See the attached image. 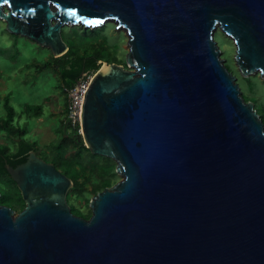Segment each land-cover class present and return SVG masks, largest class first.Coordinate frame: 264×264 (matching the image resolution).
Segmentation results:
<instances>
[{
    "label": "water",
    "instance_id": "1",
    "mask_svg": "<svg viewBox=\"0 0 264 264\" xmlns=\"http://www.w3.org/2000/svg\"><path fill=\"white\" fill-rule=\"evenodd\" d=\"M0 20L54 57L64 25L128 37L126 67L98 60L76 134L120 179L84 218L35 150L5 161L25 205L0 204V264H264V123L214 39L264 79V0H0Z\"/></svg>",
    "mask_w": 264,
    "mask_h": 264
},
{
    "label": "rangeland",
    "instance_id": "2",
    "mask_svg": "<svg viewBox=\"0 0 264 264\" xmlns=\"http://www.w3.org/2000/svg\"><path fill=\"white\" fill-rule=\"evenodd\" d=\"M61 35L74 54H97L103 59H110L113 56L125 59L128 51V37L123 29L116 27V23L113 21H107L103 25L87 31H84L80 25H64ZM214 39L221 50L224 63L229 64L231 72L234 71L236 76L238 71L234 59L235 45L232 39L218 27L214 31ZM50 56L52 54L46 46L23 35L8 32L5 29V22L0 20V100L2 102L5 97L9 99V105L15 110L14 125L26 131L24 139L34 140L37 143L35 150L38 156L49 162L58 153L65 157L69 156L67 147L73 145L71 139L62 137L64 134L61 136L59 122L60 116L63 117L62 109L65 99L59 75L53 68L45 69L42 72H37L36 69L35 62H43ZM240 76L249 79L240 78L239 80L243 94L251 97L257 110H260L259 106L264 109V79L258 72L248 76L240 74ZM26 104L39 105L41 115L29 117L24 113ZM261 114H263L262 111ZM37 120L39 122L36 125ZM47 121L52 123L51 127ZM35 127L42 129L39 135L36 133ZM70 131L75 133L73 128H70ZM62 138L65 142H62V148H58ZM17 139V137H7L3 132L0 133V144L7 145L10 150L17 148ZM45 148H48L49 151H42ZM84 158L86 161L89 160L88 155H84ZM97 159L101 164L106 161L104 157H97ZM69 175L72 176V174ZM119 179L120 176L116 174L113 182H117ZM0 192L2 194L0 204L19 203L15 190L7 178L1 180ZM67 203L69 206H73L77 212L78 210L82 212L89 210V207L83 204V198L78 193L68 194Z\"/></svg>",
    "mask_w": 264,
    "mask_h": 264
},
{
    "label": "trees",
    "instance_id": "3",
    "mask_svg": "<svg viewBox=\"0 0 264 264\" xmlns=\"http://www.w3.org/2000/svg\"><path fill=\"white\" fill-rule=\"evenodd\" d=\"M83 29L84 31H87L93 30L94 28ZM98 60L116 62L126 67L125 59H118L116 56H113L110 59H103L97 54H74V51L70 47H68V50L61 56H50L45 61L35 62V64L37 72H42L48 68L55 69L59 75L62 87L66 88L72 87L77 82L82 73L95 72L100 67ZM225 65L228 70L231 71L229 64L225 63ZM236 74V82L238 84H240V78L249 80L248 78L241 77L239 72ZM241 94L245 100H252L249 95L245 96L242 90ZM259 108L264 114V109L261 106H259ZM24 110V112L29 116L38 117L41 115V107L39 105L31 106L26 104ZM260 110H257V112L260 113L259 115L264 123V115L261 114ZM14 117L15 110L11 105H9V99L5 97L2 102L0 100V133L3 132L7 137L18 138L16 141L18 146L15 150H10L7 145L0 144V182L4 178H7V180L10 181L19 201V203L13 205V207L20 209L23 206V200L21 199L19 189L17 188L15 181L10 177L7 170L5 169L4 162L6 161L12 166L24 162L28 152L30 150H35L37 143L35 141L30 142L29 140L24 139L26 131L14 125ZM74 132L77 133V130L75 129ZM62 142H65L63 138L60 140L58 148L63 147ZM71 142L73 144L72 147H67L69 156L65 157L58 153L54 158H52V162L54 163L55 167L60 170L62 169L61 171L71 178L73 185L71 191H69L68 194L78 193L79 196H82L83 198V204L88 206L89 200L93 195L102 190L104 187L111 186L115 183V181L113 182L116 175L115 162L109 157L91 153L90 150L82 143V141H80V143H75V141L71 140ZM84 155H88L89 160L86 161ZM97 157H104L106 158V161L101 164ZM68 173L72 174V176H70ZM1 196L2 194L0 192V199ZM70 208L74 214L84 218H89L91 215L90 209L88 212H82L80 210L77 212L73 206H70Z\"/></svg>",
    "mask_w": 264,
    "mask_h": 264
},
{
    "label": "built area",
    "instance_id": "4",
    "mask_svg": "<svg viewBox=\"0 0 264 264\" xmlns=\"http://www.w3.org/2000/svg\"><path fill=\"white\" fill-rule=\"evenodd\" d=\"M94 72H84L72 87H66V120L69 128L81 133V111L84 95Z\"/></svg>",
    "mask_w": 264,
    "mask_h": 264
},
{
    "label": "flooded vegetation",
    "instance_id": "5",
    "mask_svg": "<svg viewBox=\"0 0 264 264\" xmlns=\"http://www.w3.org/2000/svg\"><path fill=\"white\" fill-rule=\"evenodd\" d=\"M67 122V120H65V123ZM65 123L64 124H62V126L60 127V130H61V136L62 137H67V138H69V139H71V140H73V141H75V143H80V141H78L77 140V136H76V134L77 133H73L72 131H70V128L68 127V124L65 126ZM48 151H49V149H48ZM36 152V151H35ZM37 154V153H36ZM38 155V154H37ZM40 157V156H39ZM41 158V157H40ZM43 159V158H42ZM43 160H45V159H43ZM46 162H49V161H47V160H45ZM50 163H53L52 161L50 162ZM54 164V163H53ZM55 166V165H54ZM57 168V167H56ZM58 169V168H57ZM58 170H60V169H58ZM61 171V170H60ZM62 172V171H61ZM17 186V185H16ZM18 188V187H17ZM72 188V187H71ZM19 193H20V190H19ZM68 193H69V191H68ZM68 193H67V195H68ZM20 196H21V194H20ZM16 197L18 198V196L16 195ZM21 199H22V197H21ZM23 200V199H22ZM66 200H67V196H66ZM4 205H7V206H9V207H11L12 209H14V213L15 214H17L19 211H21L22 209H23V207H24V205H25V203H24V201H23V206L20 208V209H16V208H14L13 207V205H10V204H4ZM14 205H16V204H14Z\"/></svg>",
    "mask_w": 264,
    "mask_h": 264
},
{
    "label": "crops",
    "instance_id": "6",
    "mask_svg": "<svg viewBox=\"0 0 264 264\" xmlns=\"http://www.w3.org/2000/svg\"><path fill=\"white\" fill-rule=\"evenodd\" d=\"M1 80V79H0ZM63 88V87H62ZM63 94H64V99H65V103H64V107H63V109H62V111H63V117L62 116H60V122H59V126L61 127L62 126V124H64L65 123V120H66V93H65V89L63 88ZM25 113V112H24ZM29 116V115H28ZM29 117H31V116H29ZM40 120V119H39ZM39 121L37 120L36 121V125H37V123H38ZM48 122V121H47ZM48 124H49V127H51V125H52V123L50 124V122H48ZM66 124H67V122L65 123V126H66ZM35 129H36V127H35ZM42 130V129H41ZM40 130V128H37L36 129V133H38V135L40 134L39 132L41 131ZM51 131H52V128H51ZM53 132V131H52ZM54 133V132H53ZM55 134V133H54ZM24 137H25V135H24ZM54 137H55V135H54ZM30 142H32V141H34V140H29ZM47 151L48 152V148H45V149H42V151Z\"/></svg>",
    "mask_w": 264,
    "mask_h": 264
}]
</instances>
